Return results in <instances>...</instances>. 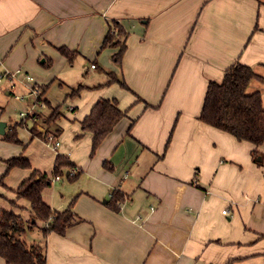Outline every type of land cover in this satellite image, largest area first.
I'll return each instance as SVG.
<instances>
[{
    "label": "crops",
    "instance_id": "1",
    "mask_svg": "<svg viewBox=\"0 0 264 264\" xmlns=\"http://www.w3.org/2000/svg\"><path fill=\"white\" fill-rule=\"evenodd\" d=\"M111 21L128 33L120 67L115 49L102 47ZM63 46L78 52L72 64ZM84 58L96 74L67 93L68 110L46 127L57 149L32 134V123L17 126L19 144L0 134V208L25 221L29 202L10 201L32 170H8L7 159L23 154L53 177L60 153L81 172L71 181L65 169L43 191L53 209L73 207L65 234L44 238L39 222L25 236L45 245L46 264H264V143L256 161L253 143L199 118L209 81L234 62L264 75V0H0V72L37 73L19 83L24 90L59 75L69 85L87 70ZM100 64L128 88L106 84ZM252 88L264 106V81ZM13 92L0 82V121ZM100 98L117 99L127 116L91 155L93 134L81 121ZM114 190L125 196L119 210L109 206Z\"/></svg>",
    "mask_w": 264,
    "mask_h": 264
},
{
    "label": "trees",
    "instance_id": "2",
    "mask_svg": "<svg viewBox=\"0 0 264 264\" xmlns=\"http://www.w3.org/2000/svg\"><path fill=\"white\" fill-rule=\"evenodd\" d=\"M127 36L128 33L119 22H109V30L102 47L115 49L111 58L113 63L119 67L127 50ZM58 50L70 64L79 55L77 51L65 46L59 47ZM50 63V61L46 62L44 66H50ZM94 65L98 67L97 62H94ZM99 69L108 76L106 84L118 83L120 86L128 88L121 72L108 70L102 66H99ZM255 81L263 82L264 75L250 65L239 61L234 62L226 69L221 80L209 81L199 118L203 122L233 135L239 141L253 143L256 146L253 152L256 160L260 155L258 147L264 143V106L262 91L252 88ZM38 87L41 94L45 95L48 86ZM84 87L83 84L78 85L72 90L71 95L79 93ZM49 103L46 100V104ZM60 115L59 107L53 108L51 114L45 118V124L52 126ZM126 116L127 112L119 108L115 98H100L94 104L89 114L81 121L82 130L93 134L91 155L95 154L117 123ZM17 126L19 123L11 125L3 138L19 144L21 140L18 136ZM36 127V122L32 123L30 131L34 136L40 137L41 134L37 132ZM44 138L46 140L47 136ZM6 164L8 170L15 167L32 170L31 174L14 190L16 199L10 201L15 206L17 199L27 200L30 204L31 219L25 221L13 209L0 208V257L5 259L6 264H46L45 245L28 243L25 236L30 229L38 226L39 222L45 223V226L41 227L44 238L52 232L65 234L67 227L73 223L75 216L73 207L69 206L59 211L53 209L44 200L43 191L52 185V176L47 172L32 168L31 161L23 154L7 159ZM104 164L105 167L111 168V162ZM74 168L76 169L75 164L67 156L60 153L56 155L53 168L54 176H62L64 170L69 169L67 177L73 181L81 173L77 171L75 175H71L70 170ZM124 201V194L119 190H114L109 206L114 210H119V205Z\"/></svg>",
    "mask_w": 264,
    "mask_h": 264
},
{
    "label": "rangeland",
    "instance_id": "3",
    "mask_svg": "<svg viewBox=\"0 0 264 264\" xmlns=\"http://www.w3.org/2000/svg\"><path fill=\"white\" fill-rule=\"evenodd\" d=\"M86 58H84V63L88 66L85 72H83L84 74L80 77V78H73V80H69L68 84L69 85H64L61 82V80H63V78L59 75L57 76V79L49 82V85L47 87V92L46 95L49 98L50 102H51V107L47 106L46 104V98L44 97V95L40 94L39 98L40 101L43 102L45 105L44 106H40V104L38 103L37 106L35 107V111H39L40 113V117L38 119V121H36V129L37 132L40 133V137L45 139L44 137L47 136L49 133H56V132H52L51 130L47 129V124H45L44 120L47 117V114L51 113V110L53 108L59 107V109L61 110L62 113H65L66 110H68L67 106L69 104V102H67V99L69 98V96L67 95L68 92H71L74 88L78 87V84L80 83H84L85 81H88V79L93 75L96 74L95 70L90 68V62L89 60H85ZM102 67L103 64H100ZM44 68L46 69H50L51 66H44ZM31 75L34 76V78L38 77V74L35 72H29ZM75 73H73L74 76ZM76 76V74H75ZM15 92L20 94V95H25L23 100H16L14 98L13 94H10L9 96H5V102H4V109H3V114H2V120L1 121H5L8 125L11 124H17V122H19V124H22L21 121V116L20 113L21 112H27L30 107L32 106V104L36 101L35 97L32 95L28 94V91L24 90L23 87L20 84H17V86L14 88ZM45 114H44V113ZM28 123L30 124L31 122L28 121ZM34 123V122H33ZM38 126L43 127V130H41V128H38ZM57 134V133H56ZM259 158V156L257 157V159ZM64 178V177H63ZM57 182V181H55ZM54 183V182H53ZM14 206L13 204H11V207Z\"/></svg>",
    "mask_w": 264,
    "mask_h": 264
},
{
    "label": "built area",
    "instance_id": "4",
    "mask_svg": "<svg viewBox=\"0 0 264 264\" xmlns=\"http://www.w3.org/2000/svg\"><path fill=\"white\" fill-rule=\"evenodd\" d=\"M92 68H95L94 64H92ZM5 79L10 81L12 89H14L15 86L19 83H23L27 85L28 83H32L35 81L34 76L29 74L28 72H25L22 68H18L14 72H8V71L0 72V82ZM28 94L34 96L36 101L32 104V106L27 112L20 113V116L22 118L20 122L23 123V125H26L28 121H30L31 123L33 122L35 123L36 121H38L41 112L35 111V107L37 106L38 103L40 104L41 107L45 105L43 102L40 101L39 96L41 94V91L38 85L34 84L32 87H30L28 90ZM13 95L16 100H20V101L23 100L25 96V95H20L16 92H13ZM46 142L49 145H51L54 149H57L61 144V140L59 136L54 133H49L47 135ZM76 173L77 170L75 168L70 170L71 175H75ZM60 178H62V176H53L52 182H55ZM224 212H226V210H224Z\"/></svg>",
    "mask_w": 264,
    "mask_h": 264
},
{
    "label": "water",
    "instance_id": "5",
    "mask_svg": "<svg viewBox=\"0 0 264 264\" xmlns=\"http://www.w3.org/2000/svg\"><path fill=\"white\" fill-rule=\"evenodd\" d=\"M6 126H7V123L5 121H0V134L1 135H4L6 133Z\"/></svg>",
    "mask_w": 264,
    "mask_h": 264
}]
</instances>
